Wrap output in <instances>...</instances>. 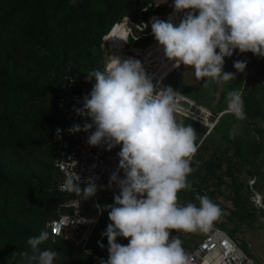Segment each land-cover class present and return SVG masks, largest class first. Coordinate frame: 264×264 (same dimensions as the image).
I'll list each match as a JSON object with an SVG mask.
<instances>
[{"label": "trees", "instance_id": "obj_1", "mask_svg": "<svg viewBox=\"0 0 264 264\" xmlns=\"http://www.w3.org/2000/svg\"><path fill=\"white\" fill-rule=\"evenodd\" d=\"M170 1L0 0V264H27L20 253L27 251L32 255L27 240L44 230L49 232V240L40 248L58 253L54 264H99L70 242L55 239L49 230L61 205L85 197L56 190L61 175L55 168L52 138L62 126L56 109L61 98L76 91L74 82L95 83L89 82L86 74L104 70V43L108 36L115 38L116 27L125 23L133 36L141 37L135 41L130 36V45L131 41L146 42V35L151 32L152 10L156 6L168 7L166 2ZM128 18L134 25L124 22ZM144 23L147 28L139 30ZM154 45L155 49L159 46L157 42ZM226 60L230 65L224 71L235 73L236 79L219 82L224 88L219 99H214L212 111L216 115L227 111L228 92L238 90L245 118L223 114L208 134H213L209 141L196 143L193 172L188 177L191 188L178 194V203L199 207L197 196H207L215 203L218 197L227 199L233 209L229 215L221 211L212 224L240 242V226H253L260 219L251 202L249 180L256 179V187L264 192V185L258 183V177L264 176V58L237 50ZM237 60L247 63L245 73L236 72L233 64ZM182 67L167 75L166 84L200 102L204 85H187L179 73ZM177 123L193 127L198 135L196 122L181 118ZM237 125H242V133L232 136ZM249 166L250 178L241 180ZM101 204L113 205L114 199L103 198ZM68 211L62 208V213ZM235 221L231 228L229 223ZM109 223L108 212L104 211L89 246L91 253L104 259H108L109 253L107 238L102 233ZM202 232L197 229L188 241L194 243L196 237H203ZM117 242L128 243L122 238Z\"/></svg>", "mask_w": 264, "mask_h": 264}, {"label": "clouds", "instance_id": "obj_2", "mask_svg": "<svg viewBox=\"0 0 264 264\" xmlns=\"http://www.w3.org/2000/svg\"><path fill=\"white\" fill-rule=\"evenodd\" d=\"M173 8L183 14L179 24L171 18H153L152 35L173 67L194 69L205 87L213 81L236 79L224 66L225 58L237 50L264 58V0H174ZM233 67L245 73L247 63L237 60ZM86 77L95 83L84 96L82 108L75 109L85 123L73 125L69 133H89L87 143L92 147L108 151L120 147L119 166L109 185L116 184L119 194L113 205H97L111 221L102 233L109 256L99 264H190L182 241L173 232L207 231L221 210L207 196H197L199 207L178 203V194L191 188L188 177L197 152L195 129L176 121L182 94L161 82L154 84L134 58L113 56L103 71H90ZM227 101V110L244 119L241 93L229 91ZM56 131L62 138V130ZM61 190L83 193L89 199L98 186L89 178L81 189L80 183L69 178ZM121 238L128 243H118ZM48 240L46 230L27 240L32 255L20 253L27 264H54L58 253L40 248Z\"/></svg>", "mask_w": 264, "mask_h": 264}, {"label": "built area", "instance_id": "obj_3", "mask_svg": "<svg viewBox=\"0 0 264 264\" xmlns=\"http://www.w3.org/2000/svg\"><path fill=\"white\" fill-rule=\"evenodd\" d=\"M182 18L183 14H181ZM124 22L128 26L134 25L129 18ZM137 27L140 28L139 26ZM129 31L124 53H126V47L129 45L130 52L135 54L133 57L137 58L136 56H139L140 51L130 46L129 37L133 36V33L130 28ZM146 36L148 37L149 35ZM133 38L138 41L141 37L133 36ZM159 82L162 83L163 81L159 80ZM74 86L76 91L61 98L56 109V117L62 123V138H58L57 132L52 138L55 168L61 175L57 182L56 190L62 194L76 193L62 191L61 185L71 178L74 182L80 183V187L83 189L87 186L89 178H91L98 186V191L95 196L89 199L84 197L82 199L69 200L67 204L61 205L59 207L60 214L51 221L49 230L55 239L68 241L75 247L89 253L95 259L101 260L102 258L90 252L89 246L104 212L98 209L97 205L102 206L101 200L103 198L114 199V196L118 195L120 191L116 184L109 186L110 177L117 171L119 166L118 153L120 147H114L111 151L106 150L105 147H92L87 143L89 133L80 132L75 135L69 133V129L73 125L79 124L82 127L85 123L84 118L78 116L75 109L82 108L83 98L91 93L93 83L88 85L74 82ZM163 87L167 88L169 86L163 85ZM197 107L193 100L182 94L180 110L176 113V116L200 123L209 129L208 134L214 130L223 114H231V112L225 111L218 114L214 122H210V118L195 112L194 108L196 109ZM87 122L91 123V120L89 119ZM123 176L124 173L121 171L120 177L123 178ZM248 185L251 193V202L260 216L262 225H264V192L256 187V179H250ZM90 200H92V203H89ZM62 208H67L69 211L62 213ZM92 208H94V215L90 214ZM194 232L178 231L173 232V236L181 238L189 235L191 237ZM202 234L203 237L195 238L192 249L185 251L189 257L190 264H258L241 247V243L224 229L211 224L208 230L202 232ZM257 257H259L261 264H264V257L262 255Z\"/></svg>", "mask_w": 264, "mask_h": 264}, {"label": "rangeland", "instance_id": "obj_4", "mask_svg": "<svg viewBox=\"0 0 264 264\" xmlns=\"http://www.w3.org/2000/svg\"><path fill=\"white\" fill-rule=\"evenodd\" d=\"M173 2H174V0H171L170 4H168L166 2V5H169L168 7H165V6L157 7L156 6L154 8V10L157 9L158 12H155L154 10H152V14H151V16L149 18L150 26H151V21H152L153 18H159V19H162V20H166V17H167V20H169L170 18H174L175 17V20L172 21V22L177 24V25L179 24V22H180V14H177V13L174 12V8H172L173 7ZM147 25H148L147 23L142 24L140 26L141 28L139 30H145L147 28ZM146 39H148V40L146 42L143 41L142 43H135V42L131 41V45L137 47L140 50L139 56H136V57L143 64H145V57L146 56H147V59L149 61L148 50L147 49L149 47L150 48L153 47V45L156 43V40H155L154 36L152 35V31L150 32L148 38H146ZM104 49H105V51L107 53L106 59H105L106 64H107L109 62L110 58H109V54H108V52L106 50L107 49L106 43H104ZM125 54L131 55V56H135V54L130 52L129 45H127V47H126V53ZM157 54H160L163 57L162 61L161 62L157 61L154 58V59H151V61L153 63H148L144 67L146 73L149 76L154 78L153 79V81H154L153 83L154 84L159 82V79L157 78V75L160 72L162 66H164L165 63L168 61L167 58L164 56V52H163L162 47H161V49L158 48ZM230 63H233V61L230 62ZM229 65L230 64H228V61L225 58L224 69H229ZM175 69L176 68L173 67L172 62L169 61L168 62V66L166 67L167 74L169 75ZM179 73H180V75L182 76L183 80L185 81V83L187 85L188 84H193V83H196V84H194L195 87L197 85L201 84V83L203 85H205V81L204 80H197L196 79L195 73H194V69H192V68H185L183 66L181 68V70L179 71ZM163 85L164 86L167 85L166 84V80H164L162 82V86ZM223 88H224V85L222 83L215 82V81H213L211 83H208L207 87H205V91L203 92V98H202V100L200 102L191 99L198 106L196 109L194 108L195 112L200 113V115H203L206 118H210V122H214L215 118L217 117V115L214 114L213 111H212V107L215 105L214 99L215 100L219 99L220 92H221V90H223ZM181 118H183V117L176 116V121H178ZM197 124L199 125V127H198V130H197L198 135L196 136L195 142L196 143L198 142L199 144H201L204 141V139H207L206 141H209L210 137L213 134L211 136H208L209 129L207 127L201 125L200 123H197ZM242 129H243L242 125H237L232 130L231 135L232 136L240 135L242 133ZM262 164H263L262 166L264 167V161L262 162ZM250 170H251L250 166L246 167V169H244V173L242 174V179L241 180H247V179L250 178L249 177L250 175L248 174V172ZM263 170H264V168H263ZM258 183L261 186L264 185V176L263 177L262 176L258 177ZM227 193H229V192H227ZM89 203H92V200H90ZM213 203L215 205H217L220 208V210L222 212H224L226 215H229L230 214V212H229L230 209L231 210L233 209L232 203L230 201H228L227 199L223 198V197L222 198L218 197L217 198V202L215 203V201H214ZM90 214L94 215V208H92V211L90 210ZM236 223H237V221L229 223V225H230L231 228H234ZM238 237L240 239L241 247L250 256H252L256 260V262L258 264H261V261H260L259 257H257L258 255H262L264 257V225H262L261 220L259 219V221H256L253 226H250L248 223H243L240 226V228H239ZM179 239L182 241V247L184 248V251L189 250V248H192L194 243L188 241L189 235L186 236V237H181ZM102 259H104V258H102ZM96 260L100 261L98 259H96ZM105 260H107V259L105 258Z\"/></svg>", "mask_w": 264, "mask_h": 264}, {"label": "bare ground", "instance_id": "obj_5", "mask_svg": "<svg viewBox=\"0 0 264 264\" xmlns=\"http://www.w3.org/2000/svg\"><path fill=\"white\" fill-rule=\"evenodd\" d=\"M180 19H181V14H180ZM171 20L174 21L175 20V17L174 18H171ZM166 21H167V17H166ZM129 33H130L129 28H125V23H122L121 25H119L118 27H116L114 29L115 38L112 37V36H108L106 38V46H107V49L109 50V58H110V60L112 59L113 56L114 57H118V58H120L122 60H126L128 58L137 59V58H135L133 56H130V55H127V54L124 53V48H125V44L127 42ZM158 48L161 49V46H158ZM158 48L155 49L154 47H151L150 49H148V58H149V61H148L147 56H146L145 57V64L142 63L143 67H145V65L148 64V63H153L151 61V59H154V58L157 61H160V62L162 61L163 57L160 54H157ZM168 62L169 61H167L164 66L161 65L162 68H161L160 72L157 75V78L159 80L164 81L165 78L167 77L168 74H167L166 67L168 66Z\"/></svg>", "mask_w": 264, "mask_h": 264}, {"label": "crops", "instance_id": "obj_6", "mask_svg": "<svg viewBox=\"0 0 264 264\" xmlns=\"http://www.w3.org/2000/svg\"><path fill=\"white\" fill-rule=\"evenodd\" d=\"M132 47L135 48L136 50L140 51L137 47H135V46H132Z\"/></svg>", "mask_w": 264, "mask_h": 264}]
</instances>
